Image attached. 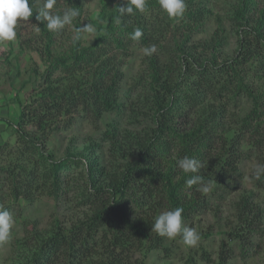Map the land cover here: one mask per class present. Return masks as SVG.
<instances>
[{"label":"trees","instance_id":"trees-1","mask_svg":"<svg viewBox=\"0 0 264 264\" xmlns=\"http://www.w3.org/2000/svg\"><path fill=\"white\" fill-rule=\"evenodd\" d=\"M39 1L29 0L33 18ZM64 1L80 8L77 4L79 0ZM232 1L234 5L227 14L231 13L229 20L235 28L237 50L231 62L216 64L209 59L201 60L185 47V42L178 41L192 25L200 23L210 12L209 0H185L186 10L178 20L167 18L160 11L158 0H146L143 12L123 15L117 23L118 11L115 7L122 3V0H118L107 17L105 10L102 11L103 26L95 43L80 49L71 57V62L55 57V61L48 64L51 70L43 77V87L32 95L31 102L21 107L15 124L6 121L18 146L12 157L14 163L0 167V179L10 181L8 188H11L14 200L19 197L28 200L37 192L40 195L60 196L71 186L79 213L69 226L56 222L46 234L36 235L29 242L30 247L20 264H145L144 250H162L167 254L168 248L163 245V238L151 231L156 217L149 212L161 204L154 201L156 195L167 202L168 210L182 207V221L193 213L192 208L198 204L183 205L175 197L171 178L178 175L180 168L173 165L162 175V156L157 150V143L165 139L167 151L172 141L179 159L185 156L192 158L195 148L199 146L205 148L208 156L219 143L223 147H233V151L239 146L233 145L234 140L228 143L218 137L213 128L219 118L217 114H209L210 119L172 138V107L185 101L195 108L205 97L228 92L231 80L237 77L232 74V77H226L227 68L231 71L238 62H252L253 58L259 60L264 52V17L248 11L243 1ZM36 24L43 33V22L36 21ZM137 27L143 35L139 41H133L130 34ZM118 31L120 35L116 34ZM57 33L63 37L66 29ZM53 37V32L43 34V38H47L43 55L46 51L48 55L51 54L49 46ZM133 42H141L147 47L155 44L157 47L154 54L147 56L154 72L146 93L151 129L145 133L143 131V135L130 137L137 152L134 162L127 160L128 154L124 152L118 157L124 160L120 165L113 163L111 168H105L92 164L94 167L85 165L84 169L76 171L81 159L73 155L54 158L45 149L43 134L55 128L57 123L68 125L75 115L94 120L103 112L115 108L120 82L118 72L112 70L116 49L120 50ZM56 71H61L63 77L54 78ZM82 73L87 76L82 78ZM249 123L240 127L241 133L252 130ZM252 133L259 135L257 130ZM259 140L262 144L264 135ZM6 146L0 142V156ZM214 162V180L220 183L228 176L227 172L230 171L227 168L232 161L218 158ZM256 186L264 191V175ZM198 206L204 207L202 204ZM246 206L244 203L242 212L252 213ZM239 236L236 234L235 238L239 239ZM222 246L217 261L206 252L201 253L202 260L208 264H229L232 250L225 248L224 244Z\"/></svg>","mask_w":264,"mask_h":264},{"label":"rangeland","instance_id":"rangeland-1","mask_svg":"<svg viewBox=\"0 0 264 264\" xmlns=\"http://www.w3.org/2000/svg\"><path fill=\"white\" fill-rule=\"evenodd\" d=\"M209 1L210 12L200 23L192 25L178 41L185 42V47L190 48L201 60L209 59L216 64L228 63L236 56L237 50L235 28L229 20L231 13L227 14L234 4L232 0ZM240 1H243V6L248 11L264 17V0ZM41 2L37 3V8ZM117 3L118 0H79V8L67 1L57 0L55 9L59 12L72 7L80 15L74 18L72 25L65 26L66 33L63 37L58 36L57 32L53 33V42L49 46L51 54L48 55V51L44 53L47 61L42 54L47 41L43 34L52 32L47 30L46 22L42 24L43 33L40 32V27L37 32L33 27L36 24L33 16L29 21L18 22L15 41L0 45V142L7 145L0 156V167L14 163L12 157L18 146L6 121L12 124L17 122L21 107L31 102L32 95L43 87V77L51 70L48 64L55 61V57L71 62V57L80 49L96 42L103 26L102 11L105 10L107 17ZM87 23L93 25L95 33L84 34L80 41L74 43L73 29ZM169 38L171 39V35ZM144 47L147 46L141 42H133L120 50L115 48L116 57L112 70L114 73L117 71L120 77L115 108L103 112L94 120L75 115L68 125L57 123L55 128L48 129L47 133L45 131L43 142L48 153L56 159L71 155L81 159L76 171L84 169L85 165L94 167L92 164L105 168H111L113 163L120 165L124 160L118 157L124 155V152L125 155L128 154L127 160L134 162L137 159L135 145L130 137L143 135V131L145 133L151 129L146 93L154 72L148 64L147 56L141 52ZM226 71V77H232L231 74L237 77L231 80L228 92L205 97L195 108L185 101L173 105L171 124L174 133L171 132L170 136L176 138L181 133L192 130L200 122L210 119L209 114L219 115L213 126L214 131L218 137L224 138L228 143L234 140L233 145L239 146L233 151V147H223L219 143L210 156L204 147L199 146L195 148L192 158L202 164L198 174L205 183L214 180V161L218 158L232 161L227 168L230 172H227L228 176L222 182L214 180L215 183L207 194L198 190L200 184L186 186L189 174H184L181 169L178 170V175H173L171 185L175 187V197L181 204L204 206L201 208L195 205L193 213L183 221L185 226L197 229L200 241L196 247L189 248L180 243L179 237L175 240L162 237L163 245L168 248L167 254L162 250H144L142 256L145 264H208L202 260L201 253L206 252L211 259L217 261L222 244L232 250L229 264H264V191L256 186L260 179H250L255 166L264 165V140L262 144L259 140L264 135V52L259 60L253 58L252 62H238L233 70L227 68ZM80 76L85 78L87 75L82 73ZM53 77H63V73L56 71ZM180 95L183 96L182 93ZM246 122H250L252 130L241 133L240 127ZM254 130L259 131V135H254ZM164 141L162 139L157 143V150H160L162 156V175L173 165H178L180 160L173 142H169L170 149L166 151L167 143ZM1 179L0 208H5L12 214L14 227L10 242L0 246V264H20L25 251L30 247L29 242L36 235L46 234L56 222L69 226L71 220L77 218L79 206L73 199L74 189L71 186L60 196L40 195L37 192L28 200L21 197L14 200L11 188H8L10 181ZM156 197L154 201L161 204L150 210L149 213L154 217L169 211L167 202L160 200L157 195ZM244 203L252 213L242 212ZM242 216L244 217L240 220ZM236 234L240 235L239 239L235 238Z\"/></svg>","mask_w":264,"mask_h":264},{"label":"clouds","instance_id":"clouds-1","mask_svg":"<svg viewBox=\"0 0 264 264\" xmlns=\"http://www.w3.org/2000/svg\"><path fill=\"white\" fill-rule=\"evenodd\" d=\"M57 0H42L36 9L35 21L46 22V28L49 32H59L67 25H72L74 18L80 13L72 7L65 8L62 13L55 9ZM160 11L169 19H180L186 10L185 0H158ZM146 0H122V3L115 8L118 11L117 23L123 15H133L135 12L145 10ZM33 16V8L30 7L29 0H0V45L7 42L15 41L17 38V24L19 21H29ZM34 29L39 32V25L33 24ZM73 42L80 41L84 34H94L95 28L92 24L87 23L83 27L73 29ZM142 30L137 27L130 34V39L139 41L142 37ZM157 50L155 44L141 49L144 56H151ZM178 167L184 174H189L186 179V186L200 184L198 189L204 194L211 191V185L214 180L205 183L203 178L198 174L202 164L195 158L188 156L178 161ZM264 175V165H256L253 176L250 179L259 180ZM182 207H176L174 210L164 211L159 214L151 226V231L161 237L169 240L180 238V243L186 247H196L200 241V235L194 227H188L182 221ZM14 227V218L5 208H0V246L6 245L11 240V232Z\"/></svg>","mask_w":264,"mask_h":264}]
</instances>
